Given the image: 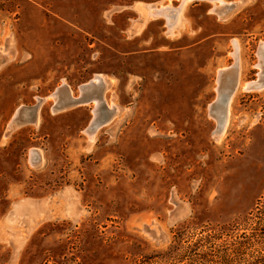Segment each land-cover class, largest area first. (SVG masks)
<instances>
[{
  "label": "rangeland",
  "instance_id": "obj_1",
  "mask_svg": "<svg viewBox=\"0 0 264 264\" xmlns=\"http://www.w3.org/2000/svg\"><path fill=\"white\" fill-rule=\"evenodd\" d=\"M222 1L237 5L0 0V264H200L261 231L264 88L242 87L261 72L264 0ZM236 57L217 136L209 106ZM90 82L103 118L119 107L92 139L94 102L54 95Z\"/></svg>",
  "mask_w": 264,
  "mask_h": 264
},
{
  "label": "bare ground",
  "instance_id": "obj_2",
  "mask_svg": "<svg viewBox=\"0 0 264 264\" xmlns=\"http://www.w3.org/2000/svg\"><path fill=\"white\" fill-rule=\"evenodd\" d=\"M207 1V0H206ZM208 1H215L217 2L219 5L218 6H214L216 9H214L216 12H218L219 14L221 15H224L226 13H228L230 10H232L233 8L236 7L237 4H229V3H224L222 0H208ZM188 2H191V0H180V6L179 8L177 9V13L180 14V12L182 11V9L184 8V6L188 3ZM168 6V5H166ZM164 10V8H163ZM163 10L162 11H159V10H155L154 9V6H151V5H147L146 7V12L148 13L149 16H156L158 14L160 15H164L163 13ZM168 10V9H167ZM175 10V9H174ZM172 10V11H174ZM211 10V9H210ZM218 10V11H217ZM159 11V12H158ZM169 11V10H168ZM162 12V13H160ZM167 12V11H165ZM171 12V11H170ZM232 13V12H231ZM230 13V14H231ZM168 14V13H167ZM211 14V13H210ZM229 14V13H228ZM220 16V15H219ZM165 17V16H164ZM178 17V16H177ZM222 17V16H221ZM167 18V16H166ZM162 19V18H161ZM222 19V18H221ZM167 20V19H166ZM181 21V20H180ZM170 23V22H169ZM173 23V22H172ZM171 29V28H170ZM172 30V29H171ZM170 32V31H168ZM259 50V49H258ZM260 57H261V60H262V67H261V72L259 73L258 75V79L255 80V81H250L248 83H245V85L242 87L245 91L249 92V91H252V90H259V89H262L264 88V43H261V46H260ZM5 55H3L4 57ZM7 58V57H6ZM8 59V58H7ZM235 59V58H234ZM239 62H238V59L236 57V61H235V64H233L232 66L230 67H227V68H224V69H220L217 73V77H216V83H217V87H216V93H217V97L216 99L210 104L209 106V115L211 116V118L213 117L216 121V124H217V127H216V131L214 133L218 134L217 136H219L224 128H225V125L227 123V120H228V114H229V104H230V101L233 97V94L235 92V89L237 87V79H238V69H239ZM260 66V65H259ZM103 80V77H95L92 81L94 82H99V83H104L102 80ZM95 86H97L96 84H94ZM104 85V84H103ZM221 87H223V90L224 92L227 94L228 93V98H227V101L226 102H219L217 103V101L221 98L220 97V92L222 89H220ZM67 90V89H66ZM86 92H88L89 94H87ZM83 91V88L81 90V96L78 97V98H69V94L66 93L65 90H59L57 92V94H54L55 95V98H57V105L59 103H61L62 105L64 104H68L72 99L74 100H79L80 103H84L85 101H82L83 98H86V97H90V99H92V102H94V108H93V118L90 122V126H89V129H90V133L88 134L90 136V139H92L93 135L95 134V132L101 128L102 126H105V124H108V122H110L111 120V117L113 116V114H116L117 111L119 110L117 107L115 106H111V105H107L108 106V110L111 112L110 113V116H108L107 118H103L102 117V110L103 108L101 107V104L102 105H105L104 104V101H103V96L101 94V92L97 93H94L90 90L88 91ZM86 94V96H83V94ZM47 99V98H46ZM88 104V103H87ZM56 106V104H55ZM59 106V105H58ZM72 106V105H71ZM61 107V106H60ZM106 108V106L104 107ZM25 109V108H23ZM38 109V108H37ZM28 110V109H27ZM39 110V109H38ZM22 111L19 110V112L16 113L15 118H17V115L20 114V112ZM37 112V111H36ZM35 113H33L34 115H37ZM27 114V112H26ZM21 115V114H20ZM13 119V120H14ZM12 120V121H13ZM33 120V119H32ZM15 121V120H14ZM18 125V124H17ZM10 126V125H9ZM225 131V130H224ZM88 136V138H89ZM221 136V135H220ZM215 137V135H214Z\"/></svg>",
  "mask_w": 264,
  "mask_h": 264
},
{
  "label": "trees",
  "instance_id": "obj_3",
  "mask_svg": "<svg viewBox=\"0 0 264 264\" xmlns=\"http://www.w3.org/2000/svg\"><path fill=\"white\" fill-rule=\"evenodd\" d=\"M247 251L248 264H264V227L258 233H253L250 239L237 241L229 249L203 252L197 258H200V264H240Z\"/></svg>",
  "mask_w": 264,
  "mask_h": 264
},
{
  "label": "water",
  "instance_id": "obj_4",
  "mask_svg": "<svg viewBox=\"0 0 264 264\" xmlns=\"http://www.w3.org/2000/svg\"><path fill=\"white\" fill-rule=\"evenodd\" d=\"M96 86L94 85V83L93 82H90V83H88V84H86V85H84L83 86V91H88L89 89L91 90V89H94ZM220 89H222L221 91H219L220 92V99L217 101V103H219V102H221V103H223V102H226L227 101V98H228V93L226 94L225 92H224V90H223V87H221ZM83 96H86V94L84 93L83 94ZM82 101H85V103H89V102H92V99H90V97H86V98H83V100ZM80 104H82V103H80V101L79 100H74V99H72L66 106H71V105H80ZM30 109V111L32 110V112L33 113H35L36 111H37V107H35V108H29ZM24 111H25V113L28 111L27 110V108H25V109H22V111L20 112V114L22 115L23 113H24ZM20 114L19 115H17V118L20 116ZM107 116V115H106ZM34 119H35V116H34Z\"/></svg>",
  "mask_w": 264,
  "mask_h": 264
},
{
  "label": "crops",
  "instance_id": "obj_5",
  "mask_svg": "<svg viewBox=\"0 0 264 264\" xmlns=\"http://www.w3.org/2000/svg\"><path fill=\"white\" fill-rule=\"evenodd\" d=\"M71 98H73V97H71ZM108 108V106H106V109Z\"/></svg>",
  "mask_w": 264,
  "mask_h": 264
}]
</instances>
